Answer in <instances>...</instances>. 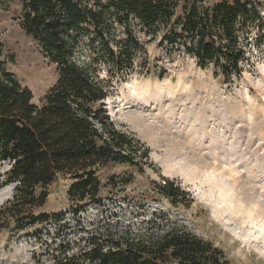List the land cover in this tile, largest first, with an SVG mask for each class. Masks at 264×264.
Listing matches in <instances>:
<instances>
[{"label":"trees","instance_id":"trees-1","mask_svg":"<svg viewBox=\"0 0 264 264\" xmlns=\"http://www.w3.org/2000/svg\"><path fill=\"white\" fill-rule=\"evenodd\" d=\"M17 18L57 77L36 103L32 90L7 67L0 40V165L8 166L3 186H14L12 199L0 207L13 221L0 228L47 221L48 213L34 211L46 204L60 175L71 181L68 194L79 203L74 209L79 214L100 202L109 185L117 188L116 174L102 179L109 165L127 164L142 173L155 168L150 148L118 127L105 105L133 73L153 74L148 43L157 41L169 57L189 56L199 67H211L231 87L255 66L252 42H264V5L254 0H20ZM153 184L170 203L192 202L174 179L164 176ZM25 216L32 218L22 222ZM125 236L106 251L96 246L91 260L227 264L222 249L184 226L146 238Z\"/></svg>","mask_w":264,"mask_h":264},{"label":"rangeland","instance_id":"rangeland-1","mask_svg":"<svg viewBox=\"0 0 264 264\" xmlns=\"http://www.w3.org/2000/svg\"><path fill=\"white\" fill-rule=\"evenodd\" d=\"M254 1L264 5V0ZM19 5L20 0H0V40L7 67L39 103L57 74L22 29ZM252 43L255 66L231 87L211 67L203 69L189 56L169 57L157 41L148 43L153 74L133 73L115 87L105 105L118 127L133 131L150 148L155 168L142 173L127 164L109 165L102 179L116 174L117 188L109 185L100 202L79 214L74 212L79 203L68 194L71 181L60 175L49 187L46 204L34 211L36 216L48 213L47 221L0 228V264H96L90 257L98 245L106 251L125 235L146 238L174 226L212 241L224 251L227 264H264V42ZM157 125L163 137H185L178 152L189 153L188 160H207L208 169L193 173L181 155L176 160L186 177L168 171L176 161L165 159V147L154 142L151 127ZM194 136L197 145L187 143ZM7 168L0 165V207L13 196V187L3 186ZM164 176L179 182L192 202L178 198L173 204L162 198L153 181L161 183ZM126 179L131 181L121 185ZM3 192L6 200H1ZM10 215L0 212V225L12 222Z\"/></svg>","mask_w":264,"mask_h":264},{"label":"bare ground","instance_id":"bare-ground-1","mask_svg":"<svg viewBox=\"0 0 264 264\" xmlns=\"http://www.w3.org/2000/svg\"><path fill=\"white\" fill-rule=\"evenodd\" d=\"M170 121V120H169ZM170 123V122H169ZM172 125V124H171ZM171 125L168 127V130H170V128H171ZM161 127H159L158 125L157 126H153V127H151V130H152V132H153V134L155 135V137H154V142L157 144H159V147L160 146H162V147H165L164 149H163V151H164V156H165V159H167L168 161L169 160H171V161H176L175 163H172V164H170L169 165V167H168V171H170V172H181V174L184 176V177H186V172H184L183 171V165H182V163H177L178 161L176 160L177 158H179L181 155H184L181 159H183L184 161H183V163L186 165L187 164V166H189V169L194 173L196 170H200V168L201 167H205V168H207L208 169V166H209V163L207 162V160H202V159H200V158H196V159H189L188 160V157H189V153H188V155L187 154H184V153H180V152H178V148H181L182 146H185V143L181 140V139H183V138H185V137H183V138H169L168 136H162L161 134H162V132H160L161 131V129H160ZM160 130V131H159ZM165 130V129H164ZM164 130H162L163 131V133L164 134H166L167 135V133H168V131H164ZM193 133V132H192ZM170 134H171V132H170ZM185 134V133H184ZM172 135V134H171ZM190 135V134H189ZM192 135V134H191ZM185 136V135H184ZM168 137V138H167ZM191 137V136H190ZM195 137V136H194ZM185 140H186V138H185ZM195 141H197V139H196V137L194 138V140H187V143L188 142H193V143H195L196 144V142ZM153 143V142H152ZM154 143V144H155ZM197 145V144H196ZM161 148V147H160ZM178 149V150H177ZM181 150V149H180ZM183 151V150H182ZM198 151H200L199 149H198ZM198 154H201V153H198ZM191 156H193V154H191ZM195 156H196V154H195ZM195 158V157H194ZM181 164V165H180ZM208 165V166H207ZM188 169V168H187ZM206 170V169H205ZM8 197L5 195V193L3 192V193H1V200H6Z\"/></svg>","mask_w":264,"mask_h":264},{"label":"water","instance_id":"water-1","mask_svg":"<svg viewBox=\"0 0 264 264\" xmlns=\"http://www.w3.org/2000/svg\"><path fill=\"white\" fill-rule=\"evenodd\" d=\"M12 187H14L13 185H11Z\"/></svg>","mask_w":264,"mask_h":264}]
</instances>
